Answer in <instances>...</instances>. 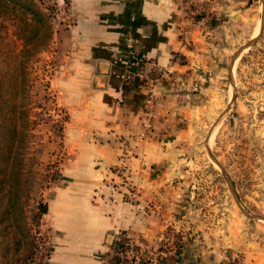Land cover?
<instances>
[{
    "label": "crops",
    "instance_id": "obj_1",
    "mask_svg": "<svg viewBox=\"0 0 264 264\" xmlns=\"http://www.w3.org/2000/svg\"><path fill=\"white\" fill-rule=\"evenodd\" d=\"M54 2L67 25L54 30L49 57L57 66L49 90L68 120L65 154L44 203L47 264H112L108 253L121 238L148 254L151 264H224L230 251L217 230L183 210L189 182L180 156L200 95L214 81L218 1ZM195 2L216 22L200 21L191 44L183 45L179 29ZM138 58L171 76L144 85L139 72L149 69L140 71ZM163 245L169 251L156 252Z\"/></svg>",
    "mask_w": 264,
    "mask_h": 264
},
{
    "label": "rangeland",
    "instance_id": "obj_2",
    "mask_svg": "<svg viewBox=\"0 0 264 264\" xmlns=\"http://www.w3.org/2000/svg\"><path fill=\"white\" fill-rule=\"evenodd\" d=\"M216 1L221 9L211 51L214 81L200 95V111L180 155L185 160L182 173L189 182L188 206L183 203L187 206L183 210L193 212L197 224L217 230L230 251L224 264H264V0ZM63 12L56 5L51 10L54 30L60 23L66 27ZM205 14L202 11L199 20L202 26L216 22ZM13 42L11 36L0 33V59L14 49ZM52 51L53 46L49 54L41 55L42 64L51 61ZM42 64L37 71L40 78ZM45 81L34 84L29 94L30 102L48 111L39 115L34 106L37 124L24 154L26 237L16 252L17 264H47L51 252L44 214L38 216V207L45 205L58 177L67 115L45 102ZM171 246L177 249L179 244ZM166 250L169 247L163 245L156 252ZM11 255L12 251L3 255L0 249V264H10ZM147 255L138 264H151Z\"/></svg>",
    "mask_w": 264,
    "mask_h": 264
},
{
    "label": "trees",
    "instance_id": "obj_3",
    "mask_svg": "<svg viewBox=\"0 0 264 264\" xmlns=\"http://www.w3.org/2000/svg\"><path fill=\"white\" fill-rule=\"evenodd\" d=\"M55 5L54 0H0V33L11 36L15 44L14 49L3 60L0 59V249L3 255L12 251L14 260L10 264H17L16 252L21 239L26 237L23 231L24 154L30 132L37 124L36 117L48 111L40 103L35 106L29 101L30 88L46 80L44 100L50 103L53 111L57 110L49 90V81L57 65L53 61L42 64L40 58L42 54H49L52 46L51 10ZM62 30L60 23L57 31ZM178 60L184 64L182 57L179 56ZM40 64L44 74L42 78L37 73ZM34 106L40 110L38 114ZM67 120L65 116L63 123ZM46 210V205H39L38 216ZM126 242L121 238L112 245L108 253L112 255V264L125 262L129 254Z\"/></svg>",
    "mask_w": 264,
    "mask_h": 264
},
{
    "label": "built area",
    "instance_id": "obj_4",
    "mask_svg": "<svg viewBox=\"0 0 264 264\" xmlns=\"http://www.w3.org/2000/svg\"><path fill=\"white\" fill-rule=\"evenodd\" d=\"M202 5L200 3H191L188 8L186 9V16L184 17L185 24L180 27L179 29V40L183 45H190L191 44V34L195 27L199 25V20H201V13H202ZM127 47L134 50L137 44L134 40L130 37L126 40ZM174 61L177 60L175 57ZM137 63L139 65V70L141 71L142 68L149 69L148 74H144L143 71L139 72V76L141 81L144 85L153 86L157 82H159L163 78H169L171 76V72L167 69H159L153 63L146 62L141 58L137 59ZM126 245L129 247V254L126 257V260L123 264H138L137 260L139 259L140 252L138 251L137 247L132 245L129 240H127Z\"/></svg>",
    "mask_w": 264,
    "mask_h": 264
},
{
    "label": "water",
    "instance_id": "obj_5",
    "mask_svg": "<svg viewBox=\"0 0 264 264\" xmlns=\"http://www.w3.org/2000/svg\"><path fill=\"white\" fill-rule=\"evenodd\" d=\"M249 3H250V1H249ZM262 220H264V218H261Z\"/></svg>",
    "mask_w": 264,
    "mask_h": 264
}]
</instances>
